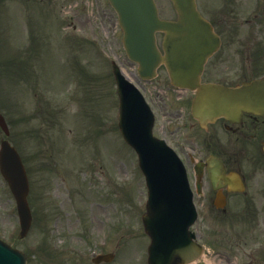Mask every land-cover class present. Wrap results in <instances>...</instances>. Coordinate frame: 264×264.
Wrapping results in <instances>:
<instances>
[{
    "label": "rangeland",
    "instance_id": "rangeland-1",
    "mask_svg": "<svg viewBox=\"0 0 264 264\" xmlns=\"http://www.w3.org/2000/svg\"><path fill=\"white\" fill-rule=\"evenodd\" d=\"M25 1L0 2V46L5 47L0 48V65L11 59L9 52H18L21 45L32 38V33V55L23 61L24 67L27 65V76L35 79L37 88L33 91L34 96L28 98L22 92L28 90L26 72L18 79V84H21L18 86L17 81L14 82L13 78L7 80L0 70V112L8 117L13 143L17 142L21 151L28 155L33 183L31 200L37 217L28 237L18 239L19 222L15 203L0 175V236L5 235L7 239L16 241L15 246L20 249L33 248L32 244L45 240V232L51 229L50 222H45L47 206L51 205L50 209L62 216L60 221L55 222L54 229L64 233L66 237L63 239L69 244L86 254L98 249L97 241L106 229L101 232V224L99 229L92 226V236L86 238L83 227L85 222H90L86 221L85 216L89 218L91 215L97 223L108 220L118 228L116 239L108 240L107 252L116 255L111 264H147L149 239L141 225V211L136 207L133 213L129 207L130 203L136 206L142 198L146 199L147 191L137 157L116 128L118 99L111 92L115 86L111 66L113 60L124 66L128 74L132 75L135 69L123 51L117 17L107 0H27L28 3L24 5ZM156 1L162 17L176 18L169 0ZM27 4L35 5L30 13L36 19L29 15ZM60 32L65 35L66 45ZM11 63L14 64L10 66L18 68L15 60ZM30 65H34L36 75L33 68L29 74ZM87 69L96 77L83 81L87 77ZM75 79L79 83L74 82L68 93L70 84L67 83ZM75 88L77 92H74ZM90 90L92 99L88 98ZM146 91L155 93L148 100L157 118L156 134L160 135L163 126L174 128L177 124H184L189 129L194 124L188 117L189 103L177 102L180 95L170 86L158 80L148 85ZM71 94L73 98H70ZM156 94L165 97L166 106L157 105L154 101ZM47 99L55 103L52 108ZM164 107H167V111ZM40 108L49 113V117L28 121L27 113L30 110L39 111ZM18 113L24 115L28 129L40 130L36 141L42 142L43 150L36 146L28 129L19 132L16 122ZM104 120V132L97 130L100 121ZM195 130H189V134L194 135ZM56 139L60 140L57 147L63 145L66 151L59 154L58 148H54L57 161L54 157L49 164L41 166L46 161L45 155L37 162L38 165L29 159L35 151L53 155L50 147L56 146ZM93 164L95 169H99L97 174L93 172ZM111 194L112 202L108 204ZM97 203H101L102 207H95ZM199 211L200 219L194 229L200 234L204 233L202 241L213 252L209 258L214 264L264 262L263 255L252 256L257 247L255 244L264 241L263 209L259 213L255 210L220 213L207 205L206 208L199 206ZM246 230L250 235L241 238ZM228 237L237 238V242L230 241ZM45 256V252L37 254L32 264H48ZM64 263L72 264L69 259H64ZM199 264L206 263L202 261Z\"/></svg>",
    "mask_w": 264,
    "mask_h": 264
},
{
    "label": "water",
    "instance_id": "water-1",
    "mask_svg": "<svg viewBox=\"0 0 264 264\" xmlns=\"http://www.w3.org/2000/svg\"><path fill=\"white\" fill-rule=\"evenodd\" d=\"M129 1L134 0H128L127 2L122 1V3L125 5V7H128L131 6V4L128 3ZM174 1L176 3V6L179 8L178 10L180 12L181 22L178 26H175L176 28H173L172 24H168L163 27V29H165L169 34V37L167 38V40L169 39V42H166L165 49L167 51L178 49V52L181 54V56L175 58L174 56L169 55L168 59L170 63L172 62L171 65H178V61L189 63L190 65H202V55L199 58L193 56L195 48L196 51L204 49V44L200 41L199 30L201 28V25L200 21H198L199 18L196 15L197 13L195 12L193 0ZM156 28L157 27H154L150 31L152 39L154 38L153 31ZM136 36L146 38V35L143 34L142 31L138 32ZM194 37L196 39V42L194 44L198 43L196 45L191 44V41L194 39ZM170 38H172L173 40H171ZM153 46L155 47L154 39ZM198 46L200 48H198ZM206 52L207 51L204 50V53ZM157 58L158 60L154 64L155 66L160 62L158 53ZM183 59H185V61ZM148 62L149 61L145 59L146 65H148ZM261 88H264V83H258L255 86L245 87V89H247L246 94H250V98L246 99L237 98V93H234V91L237 90H229L232 92L226 97L228 90H221L217 91V93H213L212 91L202 89L200 90L201 92L199 98L194 105L195 115L198 118H201L200 120L202 124H205L204 121L221 116V113H224V115H226V117L228 118L234 119V114L240 115L243 111H262L264 110V93L263 91L258 90ZM223 95L224 97H226V99L223 98ZM127 104L136 105V103L132 102V100H129ZM218 106L225 107V111L217 112L215 108ZM136 112L137 110H133L130 115H133ZM139 112L141 113V123L148 122V112H146V110L144 109H140ZM122 122V130L127 137H132L137 134L143 135L141 138V145H138V147L151 188L152 197L150 206L152 209L162 208L158 196L162 193L165 186L171 189V187L175 184L179 187V189H183V183L180 174L181 169L179 167V164L177 161H174L171 153L164 149L161 143L155 142L150 138L147 131L141 129L138 126H132L133 123L125 119L124 116H122ZM0 164L2 173L9 182L17 198L19 213L21 216V222L24 231L23 234H25L28 231L31 223L29 207L26 200V196L28 193V181L25 169L17 153L6 143L3 145V150L0 155ZM176 217L177 218L175 220V223L177 226H179L186 223L188 214H177ZM183 229L185 236L186 226ZM187 245L188 241L186 240L184 242L181 241L180 243L172 244L169 249H166L164 251L163 255L158 253L151 256L150 264H172L177 256H181L186 261L190 251H186L181 248ZM0 264H26V261L24 260L23 255H20L17 251L6 247L0 242Z\"/></svg>",
    "mask_w": 264,
    "mask_h": 264
},
{
    "label": "flooded vegetation",
    "instance_id": "flooded-vegetation-1",
    "mask_svg": "<svg viewBox=\"0 0 264 264\" xmlns=\"http://www.w3.org/2000/svg\"><path fill=\"white\" fill-rule=\"evenodd\" d=\"M240 16L239 11L237 8H231L230 6H227L225 13L223 14V25H224V31L228 36H235L239 30L237 29L236 23L238 22V18ZM257 119V118H252ZM256 123V120H250L246 124V129L244 130H238L240 128H234L233 133L236 132L239 137H246V132L251 128L254 127ZM243 125V127L245 126ZM226 128L229 129L230 127L226 125ZM237 158L234 159V163H237Z\"/></svg>",
    "mask_w": 264,
    "mask_h": 264
},
{
    "label": "bare ground",
    "instance_id": "bare-ground-1",
    "mask_svg": "<svg viewBox=\"0 0 264 264\" xmlns=\"http://www.w3.org/2000/svg\"><path fill=\"white\" fill-rule=\"evenodd\" d=\"M206 261V264H214L212 261H210V260H205Z\"/></svg>",
    "mask_w": 264,
    "mask_h": 264
}]
</instances>
